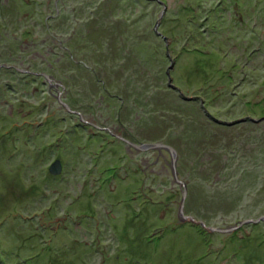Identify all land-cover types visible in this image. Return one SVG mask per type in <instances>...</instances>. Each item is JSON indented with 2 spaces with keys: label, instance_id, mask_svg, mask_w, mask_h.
I'll return each instance as SVG.
<instances>
[{
  "label": "rangeland",
  "instance_id": "1",
  "mask_svg": "<svg viewBox=\"0 0 264 264\" xmlns=\"http://www.w3.org/2000/svg\"><path fill=\"white\" fill-rule=\"evenodd\" d=\"M37 1L0 0V264H264L263 221L183 222L170 153L110 132L177 148L197 220L264 215V171L239 186L264 169L243 120L264 117V0Z\"/></svg>",
  "mask_w": 264,
  "mask_h": 264
},
{
  "label": "water",
  "instance_id": "2",
  "mask_svg": "<svg viewBox=\"0 0 264 264\" xmlns=\"http://www.w3.org/2000/svg\"><path fill=\"white\" fill-rule=\"evenodd\" d=\"M163 15H164V12L162 13L161 18L163 17ZM159 24H160V21L157 22L156 28H155V31L157 32V34H160V32L158 31ZM161 36H163V35H161ZM163 37L167 41V38L165 36H163ZM173 66H174V61L172 60L171 68ZM13 67L16 68L19 71H22V69L17 67V66H13ZM40 74H42L48 80L51 79V76L49 74L45 73V72L40 73ZM168 76H169V85L172 88H174V89H178L180 91L181 96L184 99H186V100H196V99H198V100H200L203 103V106H204V100H203L202 97H200V96H186L185 93L180 90V88H178L176 85L173 84V79H172V76L170 75V71L169 70H168ZM59 101H60L61 104H63V106H65V108L68 111H70L72 113L79 114L80 119H81L82 122L88 123V121L85 119L83 113L73 110L68 103L63 101L62 98H59ZM206 113L211 115L207 111V109H206ZM212 118L214 120L218 121V122H221V120H219V119H217V118H215L213 116H212ZM243 120H245V121L246 120H251V121H254V122H261V121L264 120V117L263 118H259V119H256V118H253V117H246ZM226 123L227 124H232V123H235V122H226ZM92 125H94L95 127H99L98 125H96L94 123H92ZM114 136H116L119 139L123 140L129 146L134 147V148H136L138 150H141V151H147V150H150V149H157V148H164L170 153V155L172 157V164H173L172 168H173V174H174L175 180L183 187L182 199H181L180 206H179V215H180V219H182L183 222H188L189 221L191 223L199 224V225L207 228L210 231L221 232V233H227V232L234 231V230L238 229L239 227H241L243 225H246V224L259 223V222H262V221L264 222V215H261L258 218H247V219L239 221L238 224H234L233 226L222 228V227L207 225L204 220H197L193 215L186 214L185 205H186V199H187V195H188V186H187V183L185 181H183L182 179H180V177H179V173H178V170H177V162H178L179 155H178L177 149L174 146H172L170 144H166L164 142H141V143H137V142H134V141L122 136L121 134H114ZM61 170H62V164H61V162L59 160H56L50 167V171L53 174H58V173L61 172Z\"/></svg>",
  "mask_w": 264,
  "mask_h": 264
},
{
  "label": "trees",
  "instance_id": "3",
  "mask_svg": "<svg viewBox=\"0 0 264 264\" xmlns=\"http://www.w3.org/2000/svg\"><path fill=\"white\" fill-rule=\"evenodd\" d=\"M231 1H235V0H231ZM237 1V0H236ZM35 2H38L37 0H35ZM38 4V3H37ZM229 6H230V4L228 5V7H227V10L228 11H230V9H229ZM47 27V33L51 36V38H52V43H53V45H54V48H56V47H58L60 50H61V52H63V51H65V52H67L68 51V54H70V56L72 57V58H74L75 57V51H73V50H70L69 48H68V46H66V45H64L62 42L64 41L63 39H62V37L64 36V33L62 34V33H59L57 30H54V32L52 31V29H51V27L49 26L48 27V25L46 26ZM3 40H2V36L0 35V42H2ZM47 43V40H44V44H46ZM2 44L0 43V46H1ZM54 50H52V52H53ZM76 61V60H75ZM4 61H2L1 62V64L3 63ZM7 63H9L10 65L12 64V63H14V62H12V61H7ZM53 67V66H52ZM5 68H8V67H5ZM10 68H12V69H14V70H17L16 68H14L13 66L12 67H10ZM9 68V69H10ZM18 71V70H17ZM64 76H65V78H70V77H73V76H70V75H68V73L66 72L65 74H64ZM69 104V103H68ZM71 106V105H70ZM81 112V111H80ZM82 113V112H81ZM119 116H120V114H119ZM152 141H154V140H150V142H152ZM139 143V142H138ZM175 147V146H174ZM176 148V147H175ZM177 149V148H176ZM261 149H259V151L257 150V151H255V152H253V153H255L256 155H260V157H263L262 156V154L264 155V149L263 150H261ZM178 151V150H177ZM178 161H179V158H178ZM178 163V162H177ZM261 170H263L264 171V169L263 168H256L255 169V171H252L251 169L250 170H247V171H245L244 172V175H243V181L239 184V186L240 187H242L243 186V183H244V181L245 182H247V179L248 178H252L253 176H256V181H260V177H261ZM255 172V173H254ZM188 184V183H187ZM239 187V188H240ZM256 187V186H255ZM247 189V188H246ZM238 189H234V188H231L230 189V191H237ZM228 191V190H227ZM245 194V193H244ZM185 208H186V205H185ZM193 212L196 214V211H194L193 210ZM191 215V214H190ZM203 220H205V219H203Z\"/></svg>",
  "mask_w": 264,
  "mask_h": 264
},
{
  "label": "flooded vegetation",
  "instance_id": "4",
  "mask_svg": "<svg viewBox=\"0 0 264 264\" xmlns=\"http://www.w3.org/2000/svg\"><path fill=\"white\" fill-rule=\"evenodd\" d=\"M22 72V71H21ZM31 73H32V71H30ZM36 73V72H35ZM34 73V74H35ZM62 98H63V96H61ZM59 100V99H58ZM81 120V119H80ZM95 127V126H94ZM112 134H115V132H113V131H110Z\"/></svg>",
  "mask_w": 264,
  "mask_h": 264
}]
</instances>
